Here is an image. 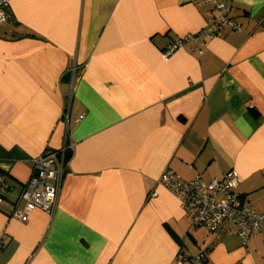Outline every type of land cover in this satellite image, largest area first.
<instances>
[{"label": "crops", "instance_id": "0c3cea01", "mask_svg": "<svg viewBox=\"0 0 264 264\" xmlns=\"http://www.w3.org/2000/svg\"><path fill=\"white\" fill-rule=\"evenodd\" d=\"M222 1L240 30L164 57L217 17L211 1L9 0L0 264H264V230L244 247L234 233L193 228L158 183L166 169L205 180L231 171L264 211V0ZM64 145L53 212L20 221L12 203L34 159Z\"/></svg>", "mask_w": 264, "mask_h": 264}, {"label": "built area", "instance_id": "2783aa9c", "mask_svg": "<svg viewBox=\"0 0 264 264\" xmlns=\"http://www.w3.org/2000/svg\"><path fill=\"white\" fill-rule=\"evenodd\" d=\"M209 1L218 11L217 17L208 18L199 31L171 40L162 49L164 57H169L187 42L193 45L192 53H202L206 42L219 36L223 28L240 30L239 22L228 15L229 7L222 0ZM8 4L9 0H0V24L8 19ZM64 151L65 145L58 150L47 149L34 159L31 176L24 182L12 203L11 213L20 221H26L29 213L35 209L53 212L66 164ZM158 183L167 187L176 197L193 228L203 226L209 232L234 233L244 247L251 236L264 230V211L246 203L236 191L238 180L234 172L205 180L200 174L184 179L173 170L166 169L160 174ZM10 188L0 177V203L6 199ZM203 257H197L198 264H204ZM180 258L178 256L176 259L179 261Z\"/></svg>", "mask_w": 264, "mask_h": 264}, {"label": "trees", "instance_id": "16d2710c", "mask_svg": "<svg viewBox=\"0 0 264 264\" xmlns=\"http://www.w3.org/2000/svg\"><path fill=\"white\" fill-rule=\"evenodd\" d=\"M67 155L65 154V157H66ZM7 197V196H6ZM203 256V255H202ZM205 257H203V259H204ZM203 263H204V260H203Z\"/></svg>", "mask_w": 264, "mask_h": 264}]
</instances>
